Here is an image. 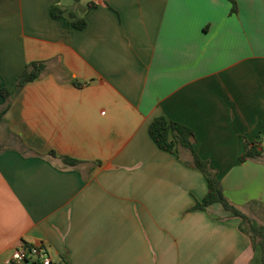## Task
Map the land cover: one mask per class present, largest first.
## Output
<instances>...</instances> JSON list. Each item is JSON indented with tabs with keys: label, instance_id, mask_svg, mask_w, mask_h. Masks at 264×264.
<instances>
[{
	"label": "crops",
	"instance_id": "0c3cea01",
	"mask_svg": "<svg viewBox=\"0 0 264 264\" xmlns=\"http://www.w3.org/2000/svg\"><path fill=\"white\" fill-rule=\"evenodd\" d=\"M235 1L0 0V264H39L12 259L35 243L57 264H264L241 218L190 210L204 174L149 134L160 115L190 127L264 225V158L240 160L249 142L264 150V0ZM31 61L48 70L19 91Z\"/></svg>",
	"mask_w": 264,
	"mask_h": 264
},
{
	"label": "trees",
	"instance_id": "16d2710c",
	"mask_svg": "<svg viewBox=\"0 0 264 264\" xmlns=\"http://www.w3.org/2000/svg\"><path fill=\"white\" fill-rule=\"evenodd\" d=\"M230 1L233 6L232 9L237 11L236 1ZM95 6H97V3L95 1H91L88 8H93ZM51 13L55 18L67 16L71 20L72 25L78 29H83L87 25L85 18L78 17L75 13L64 9L60 5H55L52 8ZM47 70V61L29 62L25 70L17 79V87L19 91L22 90L28 83L40 78L47 72ZM73 83L77 86L82 85V83L77 80H74ZM1 94L6 103L10 96L9 89L4 87L1 90ZM8 108V104H5L0 108V122L7 113ZM149 134L159 148L171 153H176L180 159L182 158L181 151L183 149L188 150L191 154V160L183 161H185L188 166L198 169L204 174L208 184V191L204 195L203 199L198 201L190 210H206L209 206L215 203L221 204L231 215L241 218L240 229L251 237L255 248H261L264 261V225L259 224L257 221L252 219L227 197L216 173L211 170L209 162L204 160L197 153L195 149L196 141L194 131L182 123L171 120L165 115H160L155 117L150 123ZM52 154L56 156L54 151H52ZM260 158H264V150L258 147L255 143L251 142L247 143L244 152L240 155V160L242 162ZM61 159L65 164L70 166H75L84 162L83 160L70 156H61ZM98 164H100L99 161Z\"/></svg>",
	"mask_w": 264,
	"mask_h": 264
},
{
	"label": "built area",
	"instance_id": "2783aa9c",
	"mask_svg": "<svg viewBox=\"0 0 264 264\" xmlns=\"http://www.w3.org/2000/svg\"><path fill=\"white\" fill-rule=\"evenodd\" d=\"M12 259L14 262L53 264L52 252L46 243L23 244L14 251Z\"/></svg>",
	"mask_w": 264,
	"mask_h": 264
},
{
	"label": "rangeland",
	"instance_id": "374dc122",
	"mask_svg": "<svg viewBox=\"0 0 264 264\" xmlns=\"http://www.w3.org/2000/svg\"><path fill=\"white\" fill-rule=\"evenodd\" d=\"M88 2V1H87ZM87 4V3H86Z\"/></svg>",
	"mask_w": 264,
	"mask_h": 264
}]
</instances>
